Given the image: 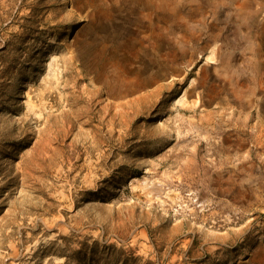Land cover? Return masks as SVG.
<instances>
[{
    "label": "rangeland",
    "instance_id": "rangeland-1",
    "mask_svg": "<svg viewBox=\"0 0 264 264\" xmlns=\"http://www.w3.org/2000/svg\"><path fill=\"white\" fill-rule=\"evenodd\" d=\"M0 264H264V0H0Z\"/></svg>",
    "mask_w": 264,
    "mask_h": 264
},
{
    "label": "bare ground",
    "instance_id": "bare-ground-1",
    "mask_svg": "<svg viewBox=\"0 0 264 264\" xmlns=\"http://www.w3.org/2000/svg\"><path fill=\"white\" fill-rule=\"evenodd\" d=\"M213 53H214V48H212V49L210 50L208 56L211 57V56L213 55Z\"/></svg>",
    "mask_w": 264,
    "mask_h": 264
}]
</instances>
